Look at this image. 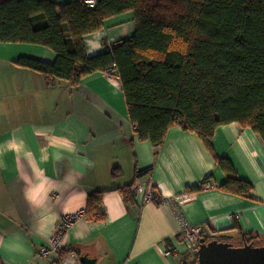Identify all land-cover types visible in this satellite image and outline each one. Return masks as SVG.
I'll list each match as a JSON object with an SVG mask.
<instances>
[{"label": "crops", "instance_id": "1", "mask_svg": "<svg viewBox=\"0 0 264 264\" xmlns=\"http://www.w3.org/2000/svg\"><path fill=\"white\" fill-rule=\"evenodd\" d=\"M133 31L131 11L109 16L82 36L84 52L100 53ZM20 56L51 62L55 52L0 41V72L6 70L0 73V264H55L66 249L93 264H181L182 220L235 243L248 232L264 242V141L257 132L237 121L219 124L210 152L195 132L175 123L154 147L137 137L115 70L91 72L74 86L62 79L47 84L37 70L15 63ZM213 154L251 184V197L219 188L226 174ZM134 178L139 190L125 200L121 188ZM147 184L162 201H143ZM194 185L202 187L186 191ZM97 189L104 217L80 215L56 253L37 255L61 217L81 211Z\"/></svg>", "mask_w": 264, "mask_h": 264}, {"label": "trees", "instance_id": "2", "mask_svg": "<svg viewBox=\"0 0 264 264\" xmlns=\"http://www.w3.org/2000/svg\"><path fill=\"white\" fill-rule=\"evenodd\" d=\"M125 11L133 14V34L86 55L82 36ZM0 41L51 48V62L25 56L15 60L40 72L47 84L62 79L74 86L114 64L136 135L154 147L175 123L195 132L210 152L213 129L230 121L250 127L264 141V0H95L93 7L82 0H0ZM213 157L226 174L219 188L251 197V184L236 176L229 160ZM134 180L121 188L125 200ZM102 192L87 194L81 209L85 218L104 217ZM241 242L259 241L248 232L240 234ZM187 258L185 253L181 264H195V257Z\"/></svg>", "mask_w": 264, "mask_h": 264}, {"label": "built area", "instance_id": "3", "mask_svg": "<svg viewBox=\"0 0 264 264\" xmlns=\"http://www.w3.org/2000/svg\"><path fill=\"white\" fill-rule=\"evenodd\" d=\"M87 7H93L95 0H82ZM115 65L112 64L106 70H114ZM139 190V187L132 183L129 187V194L132 196L134 191ZM143 201L160 202L162 198L158 192H156L150 184H147L143 197ZM81 214V211L65 214L61 217V220L51 238L43 245L38 251L37 255L40 257L46 256L47 254L54 252L56 253L61 247L66 230L71 223L77 219ZM180 229L177 237L184 245V251L188 254L189 258H196V253L199 245V239L203 238L208 240L211 235L207 228L201 224L189 223L185 220L180 222ZM164 252L169 253L171 251L170 246L165 242ZM55 264H81L76 252L71 249H66L64 253L58 257Z\"/></svg>", "mask_w": 264, "mask_h": 264}, {"label": "water", "instance_id": "4", "mask_svg": "<svg viewBox=\"0 0 264 264\" xmlns=\"http://www.w3.org/2000/svg\"><path fill=\"white\" fill-rule=\"evenodd\" d=\"M81 264H93L94 258L80 256ZM195 264H264V242H239L210 237L199 239Z\"/></svg>", "mask_w": 264, "mask_h": 264}, {"label": "rangeland", "instance_id": "5", "mask_svg": "<svg viewBox=\"0 0 264 264\" xmlns=\"http://www.w3.org/2000/svg\"><path fill=\"white\" fill-rule=\"evenodd\" d=\"M5 71H6L5 69H2L0 73H1V74H2V73H5ZM5 75H6V74H4V75H2V76H5ZM185 253H186V252L184 251V254H185ZM182 256H183V255H182ZM183 258H184V257H183ZM186 261H187V262H190V261H192V260H191V258H187ZM182 263H183V262H182Z\"/></svg>", "mask_w": 264, "mask_h": 264}]
</instances>
